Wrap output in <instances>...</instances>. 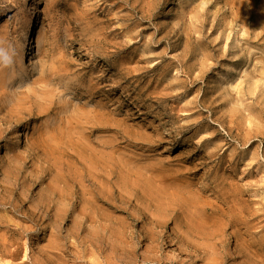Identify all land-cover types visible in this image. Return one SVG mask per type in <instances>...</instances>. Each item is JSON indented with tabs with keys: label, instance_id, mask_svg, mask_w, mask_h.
Masks as SVG:
<instances>
[{
	"label": "rangeland",
	"instance_id": "374dc122",
	"mask_svg": "<svg viewBox=\"0 0 264 264\" xmlns=\"http://www.w3.org/2000/svg\"><path fill=\"white\" fill-rule=\"evenodd\" d=\"M261 7L0 0V91L15 101L28 89L25 106H56L0 134V200L14 208L0 204V264H255L264 238ZM45 119L71 125L63 145L35 146ZM157 166L178 177L161 184ZM235 181L241 201L231 209L224 196ZM186 183L202 196L196 209L175 202L172 190ZM73 217L84 229L69 233ZM109 244L127 251L124 261Z\"/></svg>",
	"mask_w": 264,
	"mask_h": 264
},
{
	"label": "bare ground",
	"instance_id": "6f19581e",
	"mask_svg": "<svg viewBox=\"0 0 264 264\" xmlns=\"http://www.w3.org/2000/svg\"><path fill=\"white\" fill-rule=\"evenodd\" d=\"M260 12H259V19H260V17H261V14L263 15L264 14V8H262L261 7V9L259 10ZM119 18V17H118ZM263 18V17H262ZM261 18V19H262ZM260 21V20H259ZM262 21V20H261ZM261 24H262V22H261ZM123 50V48H120V51H122ZM7 85V84H6ZM1 86H3L4 87V84H2ZM1 86H0V89H1ZM21 87V86H20ZM23 87H25V85L24 86H22V88ZM30 88V87H29ZM3 89V88H2ZM6 88H4V90H5ZM25 89H26V87H25ZM24 89V90H25ZM7 91V90H6ZM20 91H23V90H20ZM20 91H17V92H20ZM29 90L27 89L25 92H23V94L20 92V93H18V94H22V97H24V98H19V97H17V99L18 100H15V101H13V99H12V94H10V95H12V96H9V94H8V92L6 93L5 91H0V98L2 97V95H8L9 96V100H7V102L5 103V102H1L0 103V110L1 109H6V114H4V116L1 118V120L3 121V124L5 125V128H3V130H1L0 129V134H2V133H5V134H10L11 133V131L17 126V125H19V124H21V122L23 121H28V120H30V119H35V118H39L40 116H43V115H48L50 112H51V110L54 108V107H56L54 104V101H50V102H48V104H47V106L45 105V106H37V107H32L31 108V105L29 106H25V98H27L28 96H29V93H31V92H28ZM6 94H5V93ZM13 94H14V92H13ZM16 94H14V96H15ZM57 103V102H56ZM58 105V104H57ZM100 112H101V116L102 117H104L103 115L107 112V110H106V107H105V105H103L101 108H100ZM71 117V116H70ZM69 120H71V118L69 119ZM68 120V121H69ZM49 120L48 119H45V121H44V123H43V127L40 129V130H38L37 132H36V137H35V139H34V143H35V146L36 147H39V148H44L45 149V147H47V148H49V149H53V148H57V146H61V144H62V142L60 141V140H62L61 138H62V136L64 135V133H66V129H68V128H70V126L68 127V126H63V125H61L59 122H54V121H52L51 123H49L48 122ZM56 121V120H55ZM67 124H70V123H68L67 122V120L65 121ZM74 127H72V129H73ZM65 130V131H64ZM68 132L69 131H71L70 129L69 130H67ZM73 131V130H72ZM63 134V135H62ZM66 135H68V133H66ZM65 135V136H66ZM61 142V143H60ZM60 143V144H59ZM63 145V144H62ZM46 148V149H47ZM57 150V149H56ZM10 151V150H9ZM210 152V151H209ZM212 152V151H211ZM214 152H216V151H214ZM214 152H213V154H214ZM49 153V152H48ZM103 153V152H102ZM100 154V153H99ZM208 154V153H207ZM209 154H211V153H209ZM215 155V154H214ZM12 156V155H11ZM208 156H210V155H208ZM213 156V155H212ZM99 157V156H98ZM97 157V158H98ZM101 157V156H100ZM103 157V156H102ZM214 157V156H213ZM104 158V157H103ZM103 158H100L99 159V161L101 162V166H100V170H105V166H107L106 165V160L105 159H103ZM106 158V157H105ZM210 158V157H209ZM54 159V158H53ZM9 161L10 162H13V159L12 158H10L9 159ZM88 161H90V159L88 160ZM96 161L98 162V159H96ZM100 164V163H99ZM151 164H154V163H151ZM159 164V163H158ZM97 166H98V164H97ZM145 166H147V164L145 165ZM145 166H144V168H145ZM151 166V165H150ZM156 166V165H155ZM161 166V165H160ZM89 167H91V166H89ZM88 167V168H89ZM143 168V169H144ZM153 169V168H152ZM174 170V169H173ZM88 171V170H87ZM146 172H147V170H145ZM144 171V172H145ZM157 172H155V173H153L152 172V174H153V178L154 179H157L158 177H159V175H161L160 176V178H161V180H162V177L164 176V177H168V178H170V179H175V177H178L177 175H174L173 173H172V171L171 170H166V169H164V168H158V166H157V170H156ZM176 171V170H175ZM180 171V170H179ZM100 172V171H99ZM98 172V173H99ZM104 172H106V171H104ZM108 172V171H107ZM148 172H150L151 173V171H148ZM181 172V171H180ZM89 173V172H88ZM109 173V172H108ZM150 173H149V175H150ZM178 173V172H177ZM101 174V173H100ZM148 174V173H147ZM155 175V176H154ZM108 176V175H107ZM184 176V175H183ZM152 178V179H153ZM181 179H183V177L181 178ZM212 179V178H211ZM158 180V179H157ZM232 181V180H231ZM158 182H160L159 180H158ZM169 183H170V181H168ZM174 182V181H173ZM172 182V183H173ZM222 182H223V180H222ZM238 182V181H237ZM113 183V182H112ZM165 183V182H164ZM167 183V182H166ZM165 183V184H166ZM167 184V186L168 187H165V185H164V187L165 188H167V189H172L169 185L170 184ZM229 183V182H228ZM159 184V183H158ZM161 184H163V180H162V182H161ZM176 184V183H175ZM181 184V183H180ZM179 184V185H180ZM184 184V183H183ZM192 184V183H191ZM216 184V183H215ZM235 184H236V181H235ZM177 185V184H176ZM189 185V183H186V187H183V188H179V186L178 187H175L176 189H174V190H172V193H173V195L175 194V202L177 203V205H181L182 207L181 208H183V206H185V208L186 207H188V209H190L191 208V206H193L195 209L197 208V207H200L199 205L197 206V203H198V201H199V197L201 196V195H199V196H197L199 193V190H198V192H197V194L195 195V193L194 194H192L193 192H191V190L190 189H188L187 188V186ZM218 186H219V183L217 184ZM221 185V184H220ZM120 186V185H119ZM157 186V185H156ZM175 186V185H174ZM191 186V185H190ZM223 186V185H222ZM227 186H229V188H227ZM226 186V196H224V197H227L229 200H224L223 199V197H222V199L225 201V202H228V201H231L230 203H232V206H231V209H233L235 206H237V208H238V206H239V204H240V201H241V199H240V193H239V187L237 186V184L236 185H234V182L232 183V184H229V185H227ZM122 187V186H121ZM155 187V186H154ZM161 187H163V185L161 186ZM173 187V186H172ZM181 187H182V185H181ZM215 187V186H214ZM220 187V186H219ZM157 188V187H156ZM191 188V187H190ZM216 188H217V186H216ZM225 188V187H224ZM104 189L106 190L107 188H105L104 187ZM104 189H102V190H104ZM193 189V188H192ZM194 189H195V187H194ZM198 189V188H197ZM203 189V188H202ZM221 189V192L222 191H224L223 190V188H220ZM119 190H120V188H119ZM160 190H161V188H160ZM196 190V189H195ZM194 190V191H195ZM214 190V189H213ZM95 191V190H94ZM121 191V190H120ZM164 191H166V190H164ZM163 191V192H164ZM171 191V190H170ZM218 191L220 192V190L218 189ZM51 192H52V190H51ZM106 192V191H105ZM161 192V191H160ZM204 192V191H203ZM211 192V191H210ZM119 193V192H118ZM121 193V192H120ZM224 193V192H223ZM223 193H220V194H222L223 195ZM166 194V193H165ZM157 195V194H156ZM160 195V194H159ZM163 195V194H162ZM213 195V194H212ZM60 196H62L61 194H60ZM104 196V195H103ZM49 197L50 196H48L45 200H47V199H49ZM161 196H158V199H161L160 201H162V197L160 198ZM164 197V196H163ZM167 197H168V194H167ZM202 197V196H201ZM200 197V198H201ZM207 197V196H206ZM219 197V196H218ZM165 198V197H164ZM170 197H168V199H169ZM208 198H210V197H208ZM215 198V197H214ZM167 199V198H166ZM167 199V200H168ZM202 199V198H201ZM213 198H211V200H212ZM221 199V198H220ZM51 200V199H50ZM205 200V199H204ZM203 200V201H204ZM209 200V199H208ZM210 200V201H211ZM214 200V199H213ZM218 200V199H217ZM244 200V199H243ZM43 201V200H42ZM219 201V200H218ZM163 202V201H162ZM170 202V201H169ZM171 202H172V200H171ZM174 202V203H175ZM200 202L202 203V201L200 200ZM220 202V201H219ZM225 202H223L222 201V203H225ZM8 204L9 205V207L8 208H10V209H14L8 202H6V201H4V200H0V204H2V205H4V204ZM168 203V202H167ZM176 203H175V205H176ZM207 203V205H208V202H206ZM213 203V202H212ZM163 204H165L164 202H163ZM211 204V203H210ZM202 205V204H201ZM204 206H206V204H203ZM211 205H213V206H218L219 205V203L218 202H214L213 204H211ZM231 205V204H230ZM230 205H228V207H230ZM161 207H163L162 206V204L160 205ZM159 206V207H160ZM165 206H166V204H165ZM168 206V205H167ZM167 206H166V208L165 209H167ZM204 206H201V207H204ZM210 206V205H209ZM212 206V207H213ZM226 206V205H225ZM169 207V206H168ZM171 207H173V205H171ZM190 207V208H189ZM211 207V208H212ZM164 208V207H163ZM163 208H160V209H163ZM177 208H179V207H177ZM176 208V206L174 207V209H177ZM220 208H221V205H220ZM222 208H224V206L222 207ZM221 208V209H222ZM54 209V208H53ZM68 209V208H67ZM216 209V208H215ZM227 209V208H226ZM74 209L72 208V210L71 211H73ZM168 210H169V208H168ZM184 209H182V211H183ZM194 210V209H193ZM212 210V209H211ZM214 210V209H213ZM223 210V209H222ZM162 211V210H161ZM191 211V210H190ZM195 211H197V210H195ZM204 211V210H203ZM235 211V210H234ZM31 212H33V211H31ZM184 212H185V210H184ZM198 212H200V211H198ZM197 212V213H198ZM224 212H226L225 211V209H224ZM227 212H231V211H227ZM232 212H233V210H232ZM231 212V213H232ZM238 212H239V210H238ZM241 212V211H240ZM203 213V212H202ZM201 212L200 213H198L199 215L200 214H202ZM215 213V212H214ZM236 213V212H235ZM55 213H51V216L52 215H54ZM82 214V213H81ZM212 214V213H211ZM210 214V215H211ZM230 214V213H229ZM233 214V213H232ZM78 216H79V214H77ZM84 215V214H83ZM193 215H195V213H193ZM208 215V214H207ZM215 215V214H214ZM214 215H213V218H212V220H213V224H214V218L216 217H214ZM201 216V215H200ZM200 216H199V218H200ZM212 216V215H211ZM229 216V215H228ZM77 217V216H76ZM205 217H206V215H204V220L206 221V219H205ZM208 217V216H207ZM201 218V219H202ZM231 218V217H230ZM229 218V219H230ZM238 218V217H237ZM48 219H50L49 217H48ZM80 219H81V217H80ZM79 219V220H80ZM82 219H86V215H84V216H82ZM194 219V218H193ZM228 219V221H230ZM232 219V218H231ZM75 220H77V219H75V217H73L72 218V223H71V225H70V228H68V231H69V233H73V231H77L78 229H81V227L84 229V227H83V223L82 224H79V223H81L82 221L80 220V222L79 223H77L78 222V220H77V222H75ZM200 220V219H199ZM203 220V221H204ZM211 219H210V221H212ZM218 221V218L217 219H215V221ZM238 220V219H237ZM236 220V221H237ZM209 221V222H210ZM184 222H186V220L184 221ZM184 222H183V225L185 226V224H184ZM208 222V223H209ZM188 223V222H187ZM186 223V224H187ZM207 223V224H208ZM217 223V222H216ZM215 223V224H216ZM53 224H55V225H57L56 224V222H55V220H54V223ZM189 224V223H188ZM203 224H204V222H203ZM206 223H205V225L204 226H208ZM218 224V223H217ZM216 224V225H217ZM235 224V223H234ZM196 225V224H195ZM210 225V224H209ZM189 226H191V225H189ZM211 226L212 225H210V226H208L210 229H212L213 230V227L211 228ZM215 226V225H214ZM60 227V226H59ZM58 226H56V228L55 227H53V228H55L56 230H58V228H59ZM192 227V226H191ZM185 228H187L186 226H185ZM190 228V227H189ZM196 228H197V225H196ZM54 229V230H55ZM193 229V228H192ZM248 229V228H247ZM246 229V230H247ZM55 230V231H56ZM198 230V229H197ZM200 230V229H199ZM216 230V229H215ZM59 231H61V227H60V230ZM249 231V230H248ZM247 231V232H248ZM215 232V231H214ZM59 233H61V232H59ZM208 233V232H207ZM210 233H211V231H210ZM209 233V234H210ZM217 233V232H216ZM250 233V232H249ZM252 233V232H251ZM119 234H120V232H119ZM213 233H211V235H212ZM210 235V236H211ZM217 235H218V233H217ZM245 235V234H244ZM92 237H93V235H92ZM120 237V236H119ZM251 237V236H250ZM250 237L249 238H246L247 239V242H246V240H245V242L247 243V246H246V248H251L250 246L251 245H253V243H254V240H250ZM216 238V237H215ZM217 238H218V236H217ZM252 238V237H251ZM91 239H93V238H91ZM214 239V238H213ZM245 239V238H244ZM107 242V241H106ZM262 242V243H261ZM258 243H260L259 244V247L258 248H256L255 250L256 251H254V254L257 256V257H255V264H264V251L262 252V249L264 248V238H261V240L258 242ZM118 244V243H117ZM256 244V243H255ZM2 245H3V247H5V244H4V242L2 243ZM55 245V247L57 246L56 244H54ZM107 245H108V243H107ZM246 245V244H245ZM117 246H119V245H117ZM117 246H114V245H111V244H109V247H108V251H109V253L111 254V258H113L115 261H117V262H122V260L124 259L123 257L124 256H126L125 254L127 253V251L125 250V249H123V248H121V246H119V248L117 247ZM257 246V245H256ZM50 247H52V246H50ZM53 248V247H52ZM253 249V248H252ZM248 251H249V249H248ZM216 252V251H215ZM250 252V251H249ZM220 253V252H219ZM253 254V253H252ZM127 255H128V253H127ZM125 260V259H124ZM123 260V261H124ZM251 260V259H250ZM243 264V263H242ZM250 264H252V262L250 263ZM254 264V263H253Z\"/></svg>",
	"mask_w": 264,
	"mask_h": 264
}]
</instances>
